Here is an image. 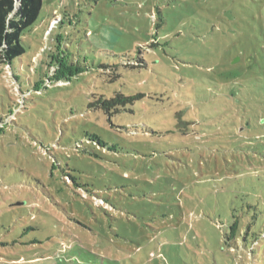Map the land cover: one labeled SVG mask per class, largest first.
<instances>
[{
  "label": "rangeland",
  "instance_id": "obj_1",
  "mask_svg": "<svg viewBox=\"0 0 264 264\" xmlns=\"http://www.w3.org/2000/svg\"><path fill=\"white\" fill-rule=\"evenodd\" d=\"M23 40L0 264H264L226 240L234 207L264 228V0H45ZM60 60L84 71L52 82Z\"/></svg>",
  "mask_w": 264,
  "mask_h": 264
},
{
  "label": "trees",
  "instance_id": "obj_2",
  "mask_svg": "<svg viewBox=\"0 0 264 264\" xmlns=\"http://www.w3.org/2000/svg\"><path fill=\"white\" fill-rule=\"evenodd\" d=\"M44 1L45 0H0V73L4 67H8L12 71L17 85L18 76L14 71V63L27 52L23 37L25 32L39 19ZM54 21H59V23H61L63 18ZM55 28H51L50 32ZM48 31L49 30L46 32ZM30 69L35 70L31 66ZM83 71L84 70L80 68L74 69L65 61L60 60L58 63L54 61L49 62L45 75L50 81L59 83L64 82L65 79L69 80V76H75ZM19 88L22 93L25 94L20 86ZM130 100V97L122 94H116V96L112 98H105L102 96L99 99L98 107H102L110 112L112 108ZM116 111H119V109ZM11 113L13 115L12 111ZM5 121L6 117H1L0 125H5ZM251 207L252 206H249V208ZM232 213V221L229 225V231L226 234V240L230 242V247L233 251L236 250L240 253L241 261L245 256H247L250 261L254 260L257 256H261L258 251L261 250L260 246L263 242L262 239H264V228L260 233H257L255 230V226L258 227L260 224V214L254 213L246 217V214H242L237 207L232 209ZM261 226H264V224ZM253 264H255V262Z\"/></svg>",
  "mask_w": 264,
  "mask_h": 264
}]
</instances>
